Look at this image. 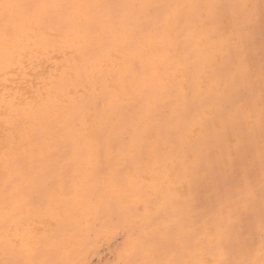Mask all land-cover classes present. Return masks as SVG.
I'll return each instance as SVG.
<instances>
[{
  "label": "bare ground",
  "instance_id": "bare-ground-1",
  "mask_svg": "<svg viewBox=\"0 0 264 264\" xmlns=\"http://www.w3.org/2000/svg\"><path fill=\"white\" fill-rule=\"evenodd\" d=\"M93 259L264 264V0H0V264Z\"/></svg>",
  "mask_w": 264,
  "mask_h": 264
},
{
  "label": "rangeland",
  "instance_id": "rangeland-1",
  "mask_svg": "<svg viewBox=\"0 0 264 264\" xmlns=\"http://www.w3.org/2000/svg\"><path fill=\"white\" fill-rule=\"evenodd\" d=\"M101 255L103 256V259H106L109 256V254L107 253V250L101 251ZM95 260L96 259H93L92 264H96V261Z\"/></svg>",
  "mask_w": 264,
  "mask_h": 264
}]
</instances>
